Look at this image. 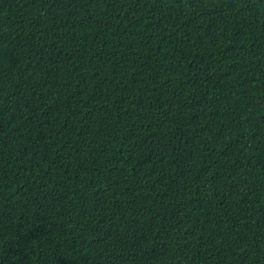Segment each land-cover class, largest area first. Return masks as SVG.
Listing matches in <instances>:
<instances>
[{
	"label": "trees",
	"instance_id": "16d2710c",
	"mask_svg": "<svg viewBox=\"0 0 264 264\" xmlns=\"http://www.w3.org/2000/svg\"><path fill=\"white\" fill-rule=\"evenodd\" d=\"M0 264H264V0H0Z\"/></svg>",
	"mask_w": 264,
	"mask_h": 264
}]
</instances>
